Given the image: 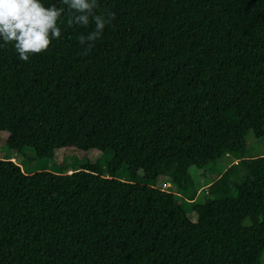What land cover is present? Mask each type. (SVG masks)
<instances>
[{
    "label": "trees",
    "instance_id": "obj_1",
    "mask_svg": "<svg viewBox=\"0 0 264 264\" xmlns=\"http://www.w3.org/2000/svg\"><path fill=\"white\" fill-rule=\"evenodd\" d=\"M41 3L61 37L0 48V264H262L264 0H98L86 54Z\"/></svg>",
    "mask_w": 264,
    "mask_h": 264
},
{
    "label": "clouds",
    "instance_id": "obj_2",
    "mask_svg": "<svg viewBox=\"0 0 264 264\" xmlns=\"http://www.w3.org/2000/svg\"><path fill=\"white\" fill-rule=\"evenodd\" d=\"M68 12L67 26L74 23L95 28L86 36L78 37L81 45H86L85 54L99 39L107 24L115 18L114 13L97 14L98 0H60ZM65 7L55 4L45 6L41 0H0V48L13 45L19 58L28 61L31 55L46 51L54 39H59V26Z\"/></svg>",
    "mask_w": 264,
    "mask_h": 264
},
{
    "label": "rangeland",
    "instance_id": "obj_3",
    "mask_svg": "<svg viewBox=\"0 0 264 264\" xmlns=\"http://www.w3.org/2000/svg\"><path fill=\"white\" fill-rule=\"evenodd\" d=\"M27 153L29 154V155H33V153H34V151L33 150H31V149H28L27 150ZM0 155H1V153H0ZM112 155H113V152H112V150L111 149H109L107 152H106V159H110L111 157H112ZM15 157V158H14ZM12 158H14L15 160H17L18 162H22L23 164H24V166L26 167L25 168V170L26 171H34L35 170V164H33L32 166L31 165H29L30 163H29V161H28V159H20V157L18 158V154H14L13 156H12ZM78 162V158L76 157V156H68V157H66V160H65V163L66 164H68V165H75L76 163ZM48 168L49 169H52L53 167L52 166H49V164H48ZM57 169V168H56ZM121 175L124 177V178H127V177H129L128 176V173H127V170L126 171H122L121 172ZM204 193H201L200 194V197H204V195H203ZM199 197V198H200ZM179 202L187 209V210H189L190 209V204H191V199H189L188 197H186V196H184V197H182L180 200H179ZM262 264H264V255H263V258H262Z\"/></svg>",
    "mask_w": 264,
    "mask_h": 264
},
{
    "label": "built area",
    "instance_id": "obj_4",
    "mask_svg": "<svg viewBox=\"0 0 264 264\" xmlns=\"http://www.w3.org/2000/svg\"><path fill=\"white\" fill-rule=\"evenodd\" d=\"M15 158V157H14Z\"/></svg>",
    "mask_w": 264,
    "mask_h": 264
}]
</instances>
